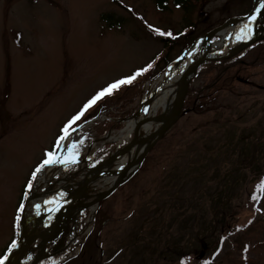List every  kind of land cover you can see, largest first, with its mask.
Returning a JSON list of instances; mask_svg holds the SVG:
<instances>
[{
    "label": "rangeland",
    "instance_id": "1",
    "mask_svg": "<svg viewBox=\"0 0 264 264\" xmlns=\"http://www.w3.org/2000/svg\"><path fill=\"white\" fill-rule=\"evenodd\" d=\"M253 2L198 0L181 10L172 0L165 8L157 0H0V256L17 236L24 187L47 153L74 157L63 170L71 177L121 150L134 138L126 125L149 82ZM107 14L120 25L109 28ZM247 64L248 81L206 104L184 101L135 172L96 203L92 221L84 209L37 264H264L263 46ZM132 82L141 92L128 90L123 101Z\"/></svg>",
    "mask_w": 264,
    "mask_h": 264
},
{
    "label": "bare ground",
    "instance_id": "2",
    "mask_svg": "<svg viewBox=\"0 0 264 264\" xmlns=\"http://www.w3.org/2000/svg\"><path fill=\"white\" fill-rule=\"evenodd\" d=\"M263 5L264 0H258L256 10H259ZM173 6L181 10L183 9L174 4ZM252 21L253 19H248L246 22L225 28V30L221 31L218 38L210 44V55L223 53L237 46V44L245 38H240L237 35L241 26L245 24L249 25L250 28L246 30L248 33L252 27ZM262 35L264 36V30L262 31ZM233 38L235 42L228 45L229 40ZM205 49L203 39L196 40L188 50L184 52L182 58L176 59L173 64L163 70L162 74L149 82L145 96L138 110L127 122L126 127L128 134L134 132L136 138L139 140L143 138L144 135L154 133L155 130L161 126L165 119L169 117L170 112L175 106V91L180 70L184 65L192 61V59H195L198 54H203ZM145 143L140 144V142H138V145H134L129 151L125 152L124 155H121V158L119 157L120 159L110 166H107V168L114 171V173L103 176L101 179H93V181L85 187L82 197L73 204L72 208L64 210L58 215L51 216V218L43 219L40 225L33 227L36 223V219L27 216L33 207L46 206L47 203L60 199L61 197H72V192L80 187L82 181L90 173L89 168H81L71 177L64 174V168L70 166L75 160L66 158L63 150H60L59 155L56 157L58 158V162L49 164L44 170H39L37 173V183L29 190L25 213L22 217L23 219L20 221L19 228H21L22 233L30 231L32 227L34 229L32 234L21 245L19 249L20 254L18 253V255L14 257L17 259L12 258L10 264H37L41 262L46 256V247L50 243H53L54 240L58 239L66 228L69 226L76 227V222L81 217V213L84 209L88 210L90 216L87 218L86 222L90 223L96 210V203L93 204L94 200L107 193L117 182L120 174L116 169L122 168L127 161L130 159L132 160V157L135 156L137 151H141V147L143 148ZM97 188L100 190L90 193ZM86 231H88V227ZM77 234L79 233L74 231L70 243H74Z\"/></svg>",
    "mask_w": 264,
    "mask_h": 264
},
{
    "label": "water",
    "instance_id": "3",
    "mask_svg": "<svg viewBox=\"0 0 264 264\" xmlns=\"http://www.w3.org/2000/svg\"><path fill=\"white\" fill-rule=\"evenodd\" d=\"M257 1L258 0H254L253 2L254 6L245 16L228 19L227 21H225L224 24L217 26L214 29L206 32L204 36L201 37L203 39L204 47L206 48L205 52L203 54L201 53L198 54L195 57V59H192V61L188 62L180 70L177 80L178 83L175 91L176 93L175 106L173 110L170 112L169 117L165 119V121L161 124V126L157 128L154 133L144 135L143 138H140L139 140L136 138L135 136L136 134H134V138L121 150L114 152L113 155H111L108 159H106L102 163L90 169L89 175L82 181L80 187L76 191L72 192L73 194L72 197H61L60 199H56L54 201L47 203L46 206L33 207L27 215L29 218L31 217L36 219L35 221L36 223L34 224L33 227L40 225L43 219L51 218V216L58 215L62 213V211L72 208L73 204H75V202L82 197L83 190H85V187L90 182H92L93 179H99V178L101 179L103 178V176L114 173V171H111L109 168H107V166H110L118 159H120L121 155H124V153L129 151V149H131V147H133L134 145H138V142H140V144L146 142L143 148L140 146L141 151H137L135 156L132 157V160L130 159L129 161H127L122 168L116 169V171H118L120 174L119 178L117 179V182L107 191V193L95 199L93 204L98 203L100 200H103L104 198L114 193L117 186L124 183L125 180L135 172L136 168L143 162V160L145 159V155L153 147L155 142L163 137V135L173 126L177 118L181 115L180 113L184 105V100L187 94L186 92L187 88L189 86L190 80L195 76V73L197 72V68L202 64H205V62L216 61V60H227L228 58L236 56L241 51L247 49L249 45L258 42V40L264 39V36L262 35V31L264 30V24L261 23L264 15V5L259 10H256ZM253 16L254 19L252 21V27L250 31L248 32L247 36L239 44H237V46L227 50L226 52L218 53L216 55H210V44L215 37L219 36V33L221 31L225 30V28L236 26L237 24L246 22L248 19H250V17ZM183 55L184 54H182L179 58H182ZM46 166L47 165L43 166L41 169L45 168ZM27 200L28 197L25 199L22 205L23 207L22 211L19 214V221L17 225L18 232L16 237L17 241L15 242L14 246L12 245L10 247L9 249L10 251L6 254L5 256L6 259H4L3 264L11 263L10 260L14 258L16 255H18V253L20 252L19 249L21 245L33 232L34 229L33 227L31 228L30 231L26 233H22L21 228H19L20 221L23 219L22 217L24 216L25 213Z\"/></svg>",
    "mask_w": 264,
    "mask_h": 264
},
{
    "label": "trees",
    "instance_id": "4",
    "mask_svg": "<svg viewBox=\"0 0 264 264\" xmlns=\"http://www.w3.org/2000/svg\"><path fill=\"white\" fill-rule=\"evenodd\" d=\"M165 0H157L158 7L165 8L163 3ZM198 0H173V4L177 7H181L185 10L192 7V3H197ZM102 21L106 23V25L109 28L118 27L120 25V21L113 20L110 15H102L101 18ZM191 27V25L189 26ZM190 43V42H189ZM189 43H187L185 46H187ZM173 44V43H172ZM171 44V45H172ZM258 46L264 47V39L259 40L257 43L250 45L247 49L242 51L241 53L237 54L236 56H233L231 58H228L227 60H216V61H209L205 62V64L201 65L196 72L195 77L191 80V83L189 84L188 93L185 98V103L188 100V98L191 96V99L189 102H193L196 98L198 99L197 102H201L202 104H206L207 101L214 95L218 93L219 90H228L233 89L234 84L236 82H239L240 80L246 81L249 72H248V64H247V55L255 51ZM167 51L169 49H166ZM160 59V58H159ZM170 63V61L167 62V65ZM251 67V65H250ZM206 73L212 74V78H210V81L206 87H201L200 89H194V83L196 82V79L198 77L205 76ZM248 81V80H247ZM141 86L140 84H136L135 82H132L129 85H125L123 88L124 91H122V87L116 91L117 93L111 95V97L115 96L117 97L119 94H121V91L123 92L121 95H123L122 99L123 101L127 99L128 90H134L137 91V95L141 92ZM210 99V100H211ZM206 102V103H204ZM197 107V106H196ZM199 107V106H198Z\"/></svg>",
    "mask_w": 264,
    "mask_h": 264
},
{
    "label": "snow or ice",
    "instance_id": "5",
    "mask_svg": "<svg viewBox=\"0 0 264 264\" xmlns=\"http://www.w3.org/2000/svg\"><path fill=\"white\" fill-rule=\"evenodd\" d=\"M250 19H254V16L253 17H250ZM250 26L245 24V25H242L241 26V29L240 31L237 33V35L240 37V38H244L247 36V29H249ZM157 31H159V29H157ZM167 35H170V33H166ZM133 77L132 76H128L126 78H123L121 80H117L109 85H107L105 88H102L99 92L96 93V95L94 97H92L91 100L88 101V104L85 105V107L91 105L92 103H94L97 99L101 98L103 95L105 94H109L113 89H116L118 88L119 86H121L122 84H125V83H130L132 81ZM83 111V110H82ZM80 114L82 113H78L77 116L73 117V120L75 119H78ZM72 123V121H69V125ZM68 128V125L65 126V130H67ZM63 138V137H62ZM74 157L70 156L69 159H73ZM58 162V158H56V154L54 152H48L47 155H46V158L42 161L41 165H39L37 167V169L33 172V177H35L36 175V172H38L40 170L41 167H43L44 165H47V164H53V163H56ZM30 183H29V187H30ZM261 186H264V181L261 182ZM256 198V195L253 194V199ZM22 207V205H21ZM19 217H17L18 219ZM15 245V241H13V246ZM4 259H6V257H0V264H3V261Z\"/></svg>",
    "mask_w": 264,
    "mask_h": 264
}]
</instances>
